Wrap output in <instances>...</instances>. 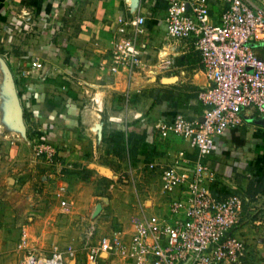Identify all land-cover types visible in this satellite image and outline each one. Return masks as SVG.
<instances>
[{
  "label": "crops",
  "instance_id": "crops-1",
  "mask_svg": "<svg viewBox=\"0 0 264 264\" xmlns=\"http://www.w3.org/2000/svg\"><path fill=\"white\" fill-rule=\"evenodd\" d=\"M215 1L213 17L223 8ZM126 2L0 0V16L3 21L7 16L20 21L17 16L33 12L35 34L25 39L30 48L27 56L15 58V73L24 79L23 109L35 137H42L56 150L53 164L43 175L31 171L36 169L33 163L16 156L13 189L19 196L33 185L43 193L41 200L57 192L51 208L66 210L73 218H94L99 231L103 224L117 222L130 238L143 211L165 212L176 193L163 189V167L181 151L195 157V150L182 137H163L159 124L177 113L200 118L205 105L199 92L209 82L195 41L168 36L167 6L162 0H139L134 8L147 18L141 38L145 66L115 75L103 69L111 46V24L127 12ZM32 56L46 62L45 78L38 70L27 73ZM151 163L156 166L151 168ZM208 165L215 172L212 187L217 192L223 196L238 193L245 199L241 224L235 230L249 243L243 264H264V117L256 108L245 109L243 123L218 139ZM122 175L131 181L125 180L120 190ZM105 186L114 196L106 195ZM125 190L129 205L117 203L115 197ZM18 196L5 205L0 200V254L5 225L25 223H15V209L24 206V202L16 203ZM30 201L29 207L35 204ZM44 204L39 201L36 206ZM98 204L102 210L95 218ZM119 257L108 254L102 261L113 263ZM72 263L86 261L74 259Z\"/></svg>",
  "mask_w": 264,
  "mask_h": 264
},
{
  "label": "built area",
  "instance_id": "built-area-1",
  "mask_svg": "<svg viewBox=\"0 0 264 264\" xmlns=\"http://www.w3.org/2000/svg\"><path fill=\"white\" fill-rule=\"evenodd\" d=\"M126 1L127 12L111 24L107 64L101 65L113 75L133 73L146 63L141 38L147 18L134 11L133 0ZM162 1L167 6L168 36L195 41L209 85L199 92L205 105L200 118L177 113L159 124L160 133L182 137L195 157L181 151L163 167V189L176 193L165 212L143 211L130 238L121 227L98 238L97 220L88 219L86 264H101L104 254H117L132 264H243L249 243L235 230L241 224L245 199L238 193L223 196L212 187L216 175L208 156L217 150L222 135L243 123L245 109L254 107L264 117V0H216L223 4L216 17L211 13L215 0ZM45 67V61L32 56L27 73L38 70L45 78ZM35 148L54 161L56 150L50 143ZM25 264L67 261L55 249L50 257L30 253Z\"/></svg>",
  "mask_w": 264,
  "mask_h": 264
},
{
  "label": "rangeland",
  "instance_id": "rangeland-1",
  "mask_svg": "<svg viewBox=\"0 0 264 264\" xmlns=\"http://www.w3.org/2000/svg\"><path fill=\"white\" fill-rule=\"evenodd\" d=\"M22 15L23 17L17 16L20 21L14 16H7L4 19L7 20L3 21L0 16V200H4V205L5 202H11L18 196L17 191L12 186L14 176L17 173L15 167L18 158L16 156H21L28 163H33V167L37 170L31 171L41 173V175L50 169L51 165L49 164H53L48 159V155L39 154L35 148L42 144L43 139L42 137H35L34 129L29 124L30 117L27 110L24 111L22 101L24 95L22 81L24 79L15 73L18 63L15 58L27 56L30 48H27L25 39L31 36L29 34L34 33L33 26L35 25L33 12H23ZM38 19L39 17H37L36 22ZM19 106L21 107L19 108ZM213 155L214 153L208 157L211 158ZM125 180H130V178L122 175L119 180L120 190L124 189L123 184L128 182ZM36 184L39 190L41 186L38 182ZM106 184L108 185L107 182ZM34 187L33 185L30 186L31 191H21L18 196L19 200L16 201V203L24 202L22 204L24 206L15 209V215H17L15 223L24 221V225L22 223L5 225L7 229L5 240L2 241L3 253L0 254V264H25L30 253H33L37 258L50 257L54 254L55 249L66 255L67 264H73L74 259L87 261V252L84 248V231L90 217L73 218L72 213L66 210L51 208L50 202L56 201L53 196L57 195V192H52L51 197H44L42 198L44 200H41L43 193L36 191V187ZM107 188L108 186H105L106 195L114 196L111 192L108 194ZM37 192L38 195H36ZM126 193V190L124 192L119 191L115 195L117 203L130 204L131 200L124 198ZM128 195L129 199L130 194L128 193ZM31 199L35 201V204L32 202L31 207H29L27 204ZM59 200L61 203L62 198L59 197ZM39 201L45 202V204L42 207L36 206ZM18 213H20L19 217ZM28 217H32V220H29ZM29 223L30 225H28ZM120 227L122 228L123 225L117 222L105 223L98 233V238L113 233L115 229ZM71 251H74L75 255H70ZM116 255L112 254V257ZM102 257L107 256L104 254ZM120 257L115 259L113 263L107 260L103 262L102 258L101 264L102 262L104 264L129 263L126 261L128 259L125 260L124 257Z\"/></svg>",
  "mask_w": 264,
  "mask_h": 264
},
{
  "label": "water",
  "instance_id": "water-1",
  "mask_svg": "<svg viewBox=\"0 0 264 264\" xmlns=\"http://www.w3.org/2000/svg\"><path fill=\"white\" fill-rule=\"evenodd\" d=\"M139 3V0H133V5L136 6L138 5ZM21 106H19L20 108ZM22 110V109H21ZM102 210V204H98L97 208H96V211L94 213V217H97L100 213V211Z\"/></svg>",
  "mask_w": 264,
  "mask_h": 264
}]
</instances>
